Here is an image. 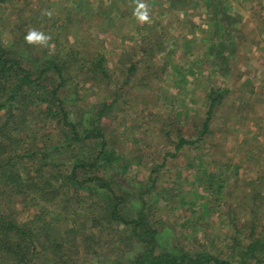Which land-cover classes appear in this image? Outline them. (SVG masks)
<instances>
[{"label":"rangeland","instance_id":"obj_1","mask_svg":"<svg viewBox=\"0 0 264 264\" xmlns=\"http://www.w3.org/2000/svg\"><path fill=\"white\" fill-rule=\"evenodd\" d=\"M139 3L147 7L145 22L136 14ZM262 3L0 2L7 57L19 59L33 77L46 58L54 59L63 68L61 91L73 115L101 112L116 158L104 160L96 173L111 179L116 191L117 181L133 197L142 194L157 251H208L231 264H258L240 251L250 233L264 235ZM31 30L49 37L46 44H29ZM58 79L51 70L43 86L51 89ZM181 138L194 143L177 149ZM91 188L98 194L66 189L65 200L49 208L55 220L50 235L62 246L40 249L31 264H132L147 248L129 225L108 222L97 202L105 191ZM25 200L13 203L23 222L42 213V206ZM140 206L127 214L133 218Z\"/></svg>","mask_w":264,"mask_h":264},{"label":"trees","instance_id":"obj_2","mask_svg":"<svg viewBox=\"0 0 264 264\" xmlns=\"http://www.w3.org/2000/svg\"><path fill=\"white\" fill-rule=\"evenodd\" d=\"M7 54L9 52L0 45V112H3L0 121V264H31L40 249L58 251L62 242L50 235L55 220L49 208L65 200L62 195L67 193L66 189L98 194L91 185L105 191V199L97 202L108 222L129 225L131 235L148 245L134 256L132 264H231L208 251H157L153 241L157 231L149 224L142 194L139 192L133 197L132 193L121 190L117 181L116 191L111 179L96 173L104 160L115 162L116 158L99 122L101 112L73 115L78 114L67 107L61 91L66 81L63 68L54 59L46 58L44 65L40 64L38 75L33 77L19 59H10ZM99 67L104 71L101 64ZM51 70L58 74L59 84L47 89L43 83ZM44 124L54 128L40 134L38 128ZM193 143L181 138L176 148ZM108 152L112 156L102 158ZM21 197L42 206V213L33 214L25 222L19 220L13 203ZM261 198L259 204L264 202L263 195ZM136 205L142 207L131 218L127 210ZM39 222L40 226L36 225ZM42 235L51 237L41 240ZM249 235L250 241L240 253L264 264V235Z\"/></svg>","mask_w":264,"mask_h":264},{"label":"clouds","instance_id":"obj_3","mask_svg":"<svg viewBox=\"0 0 264 264\" xmlns=\"http://www.w3.org/2000/svg\"><path fill=\"white\" fill-rule=\"evenodd\" d=\"M141 10H143V11H141ZM136 14L138 15V19L141 22H145L148 20L147 7L144 3L138 4ZM48 39H49V37L45 36L43 33H40L36 30L29 31V33L25 36V40L29 44H34V43H45L46 44Z\"/></svg>","mask_w":264,"mask_h":264},{"label":"crops","instance_id":"obj_4","mask_svg":"<svg viewBox=\"0 0 264 264\" xmlns=\"http://www.w3.org/2000/svg\"><path fill=\"white\" fill-rule=\"evenodd\" d=\"M258 2H260V6H262V4H263V3H262V2H263V0H260V1L258 0Z\"/></svg>","mask_w":264,"mask_h":264}]
</instances>
